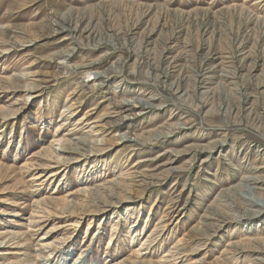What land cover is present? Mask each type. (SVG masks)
I'll return each instance as SVG.
<instances>
[{
  "label": "rangeland",
  "instance_id": "1",
  "mask_svg": "<svg viewBox=\"0 0 264 264\" xmlns=\"http://www.w3.org/2000/svg\"><path fill=\"white\" fill-rule=\"evenodd\" d=\"M0 246L264 264V0H0Z\"/></svg>",
  "mask_w": 264,
  "mask_h": 264
},
{
  "label": "bare ground",
  "instance_id": "2",
  "mask_svg": "<svg viewBox=\"0 0 264 264\" xmlns=\"http://www.w3.org/2000/svg\"><path fill=\"white\" fill-rule=\"evenodd\" d=\"M5 46V45H4ZM58 59V58H57ZM62 64H64V62L62 63ZM63 67V66H62ZM64 69V68H63ZM67 71V70H66ZM68 74V73H67ZM85 85L83 84V86L82 87H84ZM86 87V86H85ZM94 88V87H93ZM22 96V95H21ZM71 114H70V117L73 115L72 114V112H70ZM84 121H85V117L84 118H82L81 119V122H79L77 125H79V126H82L83 124H84ZM64 126L66 125V123L65 124H63ZM87 125H89V124H87ZM94 131V130H93ZM85 133H87V132H85ZM84 133V134H85ZM86 135V134H85ZM74 141L76 142V143H73V145H72V150L71 151H68V150H66L65 149V146H64V141H62V140H57L56 141V143H55V145H57L58 147H55L54 148V151H53V159L54 160H57V163H61L60 161H63L64 159H62V156L65 154V153H74V150L75 151H80V150H82V151H85L84 150V148L83 147H86L87 146V142H88V140L87 139H81V138H74ZM97 142V141H96ZM90 143H94V141L93 142H91L90 141ZM98 143V142H97ZM61 153H62V155H61ZM91 155V154H90ZM97 156V155H96ZM32 159V158H31ZM74 161V160H73ZM78 162V161H77ZM52 163H54V162H52ZM57 167V166H56ZM51 168H53V167H51ZM41 170V169H40ZM55 171V170H54ZM43 175V174H42ZM56 175L57 174H55V173H51V174H49L48 176H47V178H45L44 179V181H42V182H44L45 184L46 183H49L52 179L54 180V178L56 177ZM38 177H41V176H38ZM49 177H51V178H49ZM40 179V178H39ZM52 180V181H53ZM37 190H35V192H36ZM34 192V191H33ZM42 204H43V202H38V201H35L34 202V206L36 207V208H41V206H42ZM256 208V207H255ZM263 211V210H262ZM39 214H42V213H40V212H36V218L37 219H43V216H40L39 217ZM44 214V213H43ZM248 214V213H247ZM252 214V213H251ZM254 214H256V213H254ZM34 221V220H33ZM36 223H41L40 221H38V222H31L30 223V225L31 226H36V225H38V224H36ZM39 226V225H38ZM41 228L39 227L38 228V230H40ZM53 232V230H50L49 232H47L45 235H47L46 237H49V234H51ZM54 233V232H53ZM45 236L44 237H42L41 239H40V242H42V247H47L46 246V241H47V239L48 238H46ZM1 247H3V246H0V248ZM2 255H6V253H2V252H0V256H2ZM171 255V254H170ZM172 255H173V253H172ZM172 257V256H171ZM174 258V257H173ZM169 260V259H168ZM66 262H67V260H65ZM171 261H173V260H171ZM171 261H169V262H171ZM74 264H82V262H80L79 260H77Z\"/></svg>",
  "mask_w": 264,
  "mask_h": 264
}]
</instances>
